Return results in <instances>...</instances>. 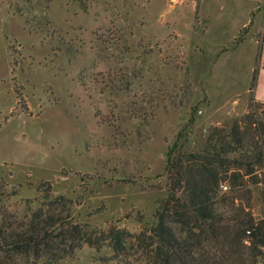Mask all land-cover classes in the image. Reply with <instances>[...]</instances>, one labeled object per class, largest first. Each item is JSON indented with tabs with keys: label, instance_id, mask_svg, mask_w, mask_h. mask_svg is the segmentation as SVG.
<instances>
[{
	"label": "rangeland",
	"instance_id": "374dc122",
	"mask_svg": "<svg viewBox=\"0 0 264 264\" xmlns=\"http://www.w3.org/2000/svg\"><path fill=\"white\" fill-rule=\"evenodd\" d=\"M248 2L0 0V211L69 214L95 238L58 240L53 228L43 264H115L103 233L130 242L157 221L180 134L194 149L212 126L252 111L264 121L257 85L259 103L250 92L263 37L253 66L252 41L236 50L251 27L238 30L239 6L264 7Z\"/></svg>",
	"mask_w": 264,
	"mask_h": 264
},
{
	"label": "trees",
	"instance_id": "16d2710c",
	"mask_svg": "<svg viewBox=\"0 0 264 264\" xmlns=\"http://www.w3.org/2000/svg\"><path fill=\"white\" fill-rule=\"evenodd\" d=\"M236 41H242L241 35ZM257 72L255 68L250 87L254 103H259L254 96ZM197 109L193 107L191 123ZM181 138L182 134L168 147V195L157 209V221L139 233H129L130 242L123 230L104 232L102 238L110 240L114 251L108 261L264 264V121L252 111L243 119L212 126L196 139L194 149L181 145ZM66 200L59 196L54 203L63 205ZM53 213L36 210L13 216L0 211V264H18L12 259L15 255L25 264L33 255L45 263L46 254L41 253L53 247L56 227L57 239L71 234L95 243L80 225L66 220L69 214Z\"/></svg>",
	"mask_w": 264,
	"mask_h": 264
},
{
	"label": "crops",
	"instance_id": "0c3cea01",
	"mask_svg": "<svg viewBox=\"0 0 264 264\" xmlns=\"http://www.w3.org/2000/svg\"><path fill=\"white\" fill-rule=\"evenodd\" d=\"M246 1L252 3V0H244V3ZM239 7L244 8L243 12L245 13L246 16H245V20L241 21L238 30H241L242 28L245 27H250V26L251 27L249 31V36L244 37L243 41H241L239 45L236 47V50L243 49L242 47H244L249 40L252 41L254 43V46L251 47V51L252 49L254 51L251 56V61H252L251 64L253 66V62L257 59L260 50V39L263 37L262 39L264 40V36L262 35L264 33V7L262 3H258L257 5L253 3L251 6L240 5ZM254 15H256V17ZM251 16H254V18H251ZM259 18L263 22L262 26L258 24ZM251 20H253L252 24H251ZM218 27L220 28V26ZM221 31L227 32L228 29L221 27ZM262 51H263L262 59H264V44L262 45ZM263 66H264V60H263ZM261 84H264V67L263 69L260 70V74L258 76L257 95H256L257 99L264 101V95L261 93V89H260Z\"/></svg>",
	"mask_w": 264,
	"mask_h": 264
},
{
	"label": "built area",
	"instance_id": "2783aa9c",
	"mask_svg": "<svg viewBox=\"0 0 264 264\" xmlns=\"http://www.w3.org/2000/svg\"><path fill=\"white\" fill-rule=\"evenodd\" d=\"M223 188H224L225 190H227V189H228V185H227V184H224V185H223Z\"/></svg>",
	"mask_w": 264,
	"mask_h": 264
}]
</instances>
